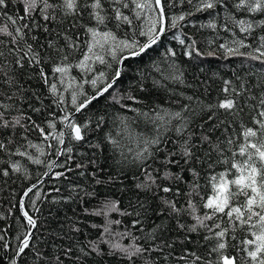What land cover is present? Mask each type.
I'll list each match as a JSON object with an SVG mask.
<instances>
[{
  "label": "trees",
  "instance_id": "1",
  "mask_svg": "<svg viewBox=\"0 0 264 264\" xmlns=\"http://www.w3.org/2000/svg\"><path fill=\"white\" fill-rule=\"evenodd\" d=\"M197 2L198 0H193L190 5L187 0L184 3L175 0V6L170 3L167 9L169 17L185 14L186 20L172 27L171 19H169L167 30L160 36L157 43L141 57L126 62L123 76L114 89H110L109 93H105L103 97L94 101L88 110L74 114V119L78 123L87 121L91 123L85 132L84 141L76 142L66 136L65 145L59 146L71 147L73 149L71 154L57 156L56 147H48L49 144L55 146L56 141L51 138L44 141L35 130L25 133L23 129L17 128L14 134L10 130L0 131V139L5 140L6 143L9 138L14 140L13 144L8 145L12 154L0 152V169L9 171L7 177L0 174V216L3 217L0 219V229H6L7 239L13 248L17 244L15 237L22 235L29 227L21 212L20 201L23 200L24 193L29 187L43 179L45 172H50L47 164L55 161L56 166L52 168V172L24 200V209L37 221V227L32 229L33 244L46 255H59L64 259V264H127L118 254L111 253V243H129V238H121L120 234L125 231L138 237H146L157 226L162 230V239L173 244L172 249L164 250L166 255L170 253L167 260L164 259V255L159 257L160 264H183L176 257L183 255L186 248L201 255L205 254L206 242L202 239L205 230L189 233L178 228L177 221L186 226L191 225L193 221L190 216L182 214L179 217H173L166 212L157 215L152 209L161 205V197L169 200L176 199L178 206H186L184 194L190 190L193 179L191 173L187 171L190 166H194L199 172L200 195L211 194L208 177L226 167L222 163L209 167V163L218 159L217 152L212 149L217 142H220V147L224 148V156H229L228 149L232 146L222 142L226 136L233 133V130L239 132L240 129L239 125H232L228 132L223 131V126L213 131L212 126L224 119L223 115L217 113L213 120L209 121L207 108L205 107L201 112L200 106L215 104L223 98L221 89L225 86L224 81H231L232 86L237 88L243 84L250 88V91L241 99V103L246 104L241 116L247 121L251 105L257 103L250 97L258 96L260 92L258 85L261 75L264 74V64L250 60L247 56L227 55L219 45L234 47V40L243 39L244 43L251 47L241 48V52L247 53L252 48L258 47L259 36L264 35V30L254 28L251 34L240 33L235 27L231 14L237 18H254L256 21L264 19V16L246 15L242 11H237L234 8V0H227L229 4L227 8L218 6L214 10L196 12ZM125 11L126 14H131L128 10ZM188 13L192 14L188 15ZM7 16H12L14 19L23 16V5L19 0H9L7 9L4 10L3 15H0V27L8 25L11 29L13 26L7 20ZM33 17L34 19L30 18L27 21L17 19L16 26L22 27L24 23H29L31 31L28 33L27 42L47 57V42L53 40L57 44H62L64 30L68 28V25L50 23L48 24L50 32L45 33L42 26L46 22L41 19L39 12L34 13ZM146 23V18L140 21L134 20V25H146ZM210 23H215L216 28L207 27ZM36 24H40L41 27H36ZM109 28L116 31L122 39L132 38L141 42L145 40L144 37L135 35L131 27L113 29L112 25H109ZM67 34L81 43V49L70 55L71 62L75 64L79 58H82L81 52L86 50L83 47V41L87 37L80 29H73ZM31 36H36L38 39L33 41ZM0 39L5 40L7 45V37L0 36ZM181 39L185 41L184 44L180 43ZM193 39L196 40V46L201 55L197 56L193 53L189 57L186 52L190 51L189 45ZM8 47L10 45L0 46V51L6 54L4 58H0V65L4 66V71L9 75H15L22 86V91L16 93L14 103L26 115H30L36 123L44 126L47 131L45 121L52 119L49 113H55L57 117L62 116L63 113L52 103L53 98L48 92V85L39 78L38 70L27 64L24 69L18 68L14 64L15 58L8 55ZM170 51H174L176 55L170 56ZM209 52L214 54L208 55ZM173 66L179 69L178 73H173ZM44 67L52 80L51 65L46 64ZM100 71H104L106 75L111 73V69L97 63L92 73H82L79 69H73L71 75L82 82L81 78L89 79L98 75ZM172 74L181 75V79H172ZM58 87L63 91L62 86L58 84ZM84 87L89 94L94 91L90 85H84ZM0 90L15 91L3 85H0ZM34 94L39 95L42 103L35 99ZM64 95L66 104L63 107L71 112L70 93L65 92ZM189 96L193 97L191 102L187 99ZM21 97L24 99H20ZM129 97L135 99H129ZM29 104L32 107H29ZM182 104H190V107L195 109L194 113L186 114L191 124L184 136L194 132L195 137H199L202 131H206L211 136L213 145L211 147L207 144L198 145L197 156L201 159L193 161L192 165H184L181 160L180 166H169L172 172L180 174L183 179L178 183L160 180L158 183L172 186V192L163 193L158 190L145 192L137 189L135 187L137 183L147 182L145 170L153 176H162L163 158L170 151H179L182 143L181 136L174 130L169 131L159 126L161 122L153 123V121L158 112L177 111ZM34 107H40L42 111L34 112L32 110ZM144 113L147 115H143ZM236 119L239 120L240 116ZM173 124L179 126L176 121H173ZM201 125L203 128L200 127ZM168 127L171 128V125ZM64 130V126L57 123V131ZM157 135L161 137L162 143L159 146H148L153 156L141 167L136 158L137 153L146 147L144 140L153 139ZM25 136L27 139L24 138ZM29 143L39 145L45 154L41 156L36 148L29 147ZM17 148L22 152L27 151L34 158H40L44 163L37 165L26 157L15 154ZM173 158L180 160L179 155ZM14 162L21 166L19 173L11 170L10 165ZM80 164L84 167H77ZM57 172H63L64 175L57 178L55 175ZM97 179L104 182L97 183ZM177 189L181 191V196L175 195ZM36 193H39V198ZM194 200L199 202L200 197L196 196ZM33 201H35L34 205ZM105 201H117L119 211H108L107 216L96 215L95 212L103 207ZM141 203L145 204L146 212L140 209ZM133 209L141 213L139 217L135 214L130 216L120 214L121 211L133 212ZM135 219H139L141 223L134 228L132 221ZM116 220L121 223L115 224ZM106 221L112 223L106 224ZM105 226L110 227V233L103 232ZM242 235L243 233H237L238 238ZM186 236L187 239H185ZM101 239L108 243H101ZM91 242L99 244L104 254L92 253L82 257L79 249L87 248ZM237 242L233 241V243ZM69 248L72 249V254L70 257H65L64 252ZM229 251L233 252L232 249ZM0 254L7 257L11 255V252L0 250ZM78 256L82 259L77 260ZM0 264H7L6 259L0 261ZM20 264H35V261L32 255L28 254L23 257Z\"/></svg>",
  "mask_w": 264,
  "mask_h": 264
},
{
  "label": "snow or ice",
  "instance_id": "2",
  "mask_svg": "<svg viewBox=\"0 0 264 264\" xmlns=\"http://www.w3.org/2000/svg\"><path fill=\"white\" fill-rule=\"evenodd\" d=\"M23 5V16L18 17L20 20H29L33 18V14L39 12L41 19L46 22L42 27L45 33L50 32L48 24L58 23L60 25L67 24L63 43L57 44L53 40L47 42V57L40 51L33 48L31 43L27 42L28 33L31 31L29 23H24L21 26L17 25V19L12 16H7L13 26L11 29L8 25L0 27V36L7 37L8 55H12L14 64L24 69L25 65L32 66L38 70L39 78L45 85H48V92L53 98L52 103L60 109L62 116L57 117L55 113H49L52 119L45 121L46 128L41 124L36 123L30 115H26L22 109L14 103L16 93L22 91V86L15 75H9L4 71V66L0 65V85L6 86L8 89L15 91L0 90V131L10 130L15 133L17 128L23 129L24 132L35 130L43 138L48 141L50 138L56 141V145L49 144V148L56 147V155L71 154V147H59L65 145V137H70L71 140L81 142L85 140V132L91 121L78 123L74 119L75 113H82L88 110L99 97H103L105 93H109L110 89L118 84L123 76L126 62L130 59L141 57L148 49L157 43L160 36L167 30L169 19L171 26L176 27L178 22L186 20L185 14L169 17L168 7L171 3L175 6V0H19ZM184 3L185 0H179ZM9 0H0V15L4 14V10L8 7ZM188 4H192L193 0H187ZM227 8L229 4L227 0H198L195 5L196 12L214 10L217 7ZM234 8L237 11H242L246 15L259 14L264 16V0H234ZM128 13L126 14V11ZM192 13H188L191 15ZM235 27L240 33L251 34L254 28L264 30V19L256 21L253 19L237 18L231 14ZM147 20L146 25H134L135 21L142 19ZM86 21V22H85ZM133 28L134 34L144 37V42L137 39H122L117 32L110 29ZM36 27H41L36 24ZM207 27L216 28L215 23H210ZM28 31H25V30ZM73 29L83 31L86 40L83 41V47L86 49L81 52V57L78 62L73 64L70 59L72 52L81 49V43L77 42L72 35H68ZM108 29V30H105ZM138 29V31H136ZM59 35V33H57ZM235 35V33H234ZM33 41L38 38L31 36ZM23 42V46L22 45ZM184 44L183 39L180 40ZM196 40H192L189 45L190 51L186 55L191 57L193 53L197 56L201 52L196 46ZM234 47L219 45L227 55L247 56L248 59L259 61L264 64V35L259 36V46L252 48L251 51L244 53L241 48H249L250 45L244 43L243 39L233 41ZM5 45V40L0 39V46ZM214 53L209 52L208 55ZM5 52L0 51V58L5 57ZM170 56H175L174 51H170ZM110 57V59H106ZM105 65L111 69L110 75H106L104 71H100L98 75H94L89 79L81 78L82 82L71 75L73 69H79L82 73H92L95 64ZM51 65V73L53 79L50 80L49 74L46 73L44 65ZM179 69L173 66V73H178ZM172 79L180 80L181 75L172 74ZM58 84L63 87V91L58 87ZM84 85H90L94 90L89 94ZM224 87L221 89L224 96L215 104L201 105L200 111L203 112L205 107L208 110L209 121L220 113L224 119L219 120L218 124L212 126L213 131L216 128L223 126V131L228 132L232 125H239V132H235L225 137L222 142L232 146L228 151L230 155L224 156V148L220 147V142L215 144L212 149L217 152L218 159L209 163V167H213L216 163H222L226 167L218 172L213 173L208 177L211 194L201 196L199 192L198 177L199 172L194 166L188 167L187 171L191 173L192 181L190 190L184 194L186 206H178L176 199H166L161 197V205L152 209L157 215L167 213L169 216L179 217L182 214H187L191 217L193 223L185 225L178 224L180 230H186L189 233H199L200 230H205V235L202 239L206 242L205 254H198L194 250L185 249L184 254L176 257L183 264H264V74L261 75V81L258 85L260 92L258 96H251V100H256L257 103L251 105V111L248 113L247 121L241 116L245 110V103H241V99L246 95L250 88L245 85H240L239 88L233 87L231 81H224ZM65 92L70 93V103L72 111L69 112L63 105L66 104ZM35 95V94H34ZM20 99H24L21 97ZM35 99L40 101L39 95H35ZM129 99H135L129 97ZM188 101H192L193 97L189 96ZM42 103V101H40ZM29 107H32L29 104ZM34 112L40 113V107L32 108ZM14 112L18 114H13ZM189 112H195V109L190 107V104H182L180 110L167 111L157 113L155 122H161L159 126H163L166 130H174L182 138V143L178 152L170 151L164 159L162 176H153L147 170L144 175L147 177V182L137 183L135 187L145 192L158 190L163 193L173 191L172 186H166L160 181L180 182L183 177L171 171L170 165L180 166L181 160L184 165H192L193 161L200 160L197 156L198 145L207 144L210 147L213 141L206 131H202L199 137H195L194 132H189L187 136L184 133L190 127L191 121L188 115ZM143 115H147L144 113ZM240 116V119L236 118ZM231 118L230 120L228 118ZM27 121V123H25ZM176 121L179 126L173 124ZM57 123L64 126V131H57ZM171 125V128L168 126ZM203 128V125L200 126ZM27 139V136L24 137ZM14 140L9 138L7 143L0 139V152L11 153L8 145L13 144ZM162 139L157 135L153 139L144 140L143 151L137 153L141 167L145 162L152 158L153 153L149 151L151 145L159 146ZM29 147L36 148L40 155L45 153L39 145L29 143ZM15 154L26 157L34 164H43L44 161L40 158H34L27 151L16 149ZM179 155L180 160L173 157ZM210 156V154H209ZM69 155V159H70ZM56 166V162L52 161L47 164L49 171ZM63 167L64 165H60ZM13 172L19 173L21 166L18 163L10 165ZM77 167H84L80 164ZM0 174L7 177L9 171L0 169ZM44 175H48L47 172ZM56 177L63 176V172L55 173ZM104 181L97 179V183ZM36 185L33 184L25 191L24 195L28 196L33 192ZM176 196H181L179 189L175 192ZM39 198V193H36ZM199 196V202L194 200V197ZM35 201H33V205ZM140 209L147 211L145 204L139 205ZM20 209L24 220L27 222L28 230L20 236H16V246L13 248L6 236V229H0V250L11 252V255L5 257L0 254V261L6 259L7 264H20L24 256L31 254L35 264H64V259L59 256H49L40 251L33 244L34 233L32 229L37 227V221L24 209V201H20ZM203 210V211H201ZM108 211H119L117 201H105L103 207L95 212L96 215L107 216ZM121 215L140 216V212L133 209V212L121 211ZM0 219H3L0 216ZM112 222L106 221V224ZM115 224H120L121 221H114ZM141 221L135 219L132 221V226L135 228L140 225ZM143 231V229H138ZM79 231V229H76ZM104 233H110L109 226L103 228ZM243 233L238 238L237 233ZM121 238H129L130 242L121 244L114 242L110 245V251L113 255H119L127 264H160L159 257L164 255V259H168L169 254H165V248L172 249L173 244L162 239V230L157 226L146 237H138L131 232L125 231L120 234ZM187 239V236L185 237ZM143 240V242H141ZM233 241H238L233 243ZM101 243H108L101 239ZM232 249L233 252L229 250ZM79 252L82 257L95 253L103 255L104 252L99 244L91 242L87 248L81 247ZM72 249L65 250L64 256L70 257ZM78 256L76 259L81 260Z\"/></svg>",
  "mask_w": 264,
  "mask_h": 264
},
{
  "label": "water",
  "instance_id": "3",
  "mask_svg": "<svg viewBox=\"0 0 264 264\" xmlns=\"http://www.w3.org/2000/svg\"><path fill=\"white\" fill-rule=\"evenodd\" d=\"M52 171H50L48 174H50ZM46 176L47 175H45L44 177H43V179H41L38 183H36L35 185L36 186H38L45 178H46ZM25 198H26V196L24 195V197H23V201L25 200Z\"/></svg>",
  "mask_w": 264,
  "mask_h": 264
}]
</instances>
